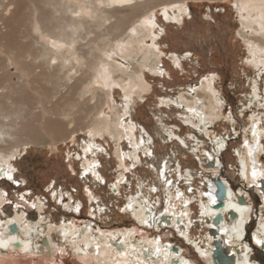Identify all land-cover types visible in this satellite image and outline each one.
Here are the masks:
<instances>
[{
    "label": "bare ground",
    "instance_id": "6f19581e",
    "mask_svg": "<svg viewBox=\"0 0 264 264\" xmlns=\"http://www.w3.org/2000/svg\"><path fill=\"white\" fill-rule=\"evenodd\" d=\"M185 2L186 0H45L43 10L48 14H39L35 9L28 21L27 34L25 32L19 36L22 46L30 49L24 55L19 53L13 56L7 54V51L13 52L12 47L8 46L6 52L0 51L2 75H6L10 67L18 69L21 74L17 83L4 79L3 84H0V182L10 181L11 184H7L14 188L25 183L24 180L20 182L15 178L16 171L11 162L24 146L45 145L49 142L47 135L50 141L58 142L71 139L79 130H88L89 143L81 145V170L83 176L90 174L97 182L104 181L97 170V156L102 152V145L97 144L98 138L106 136L113 142L119 170L126 169L125 160L131 163V168H135L141 162L140 154L143 157L148 156V153L153 154L144 139L137 138V126L130 116L128 104L133 96L142 98L149 93L150 86L146 82L144 70L155 76L162 74L159 65L163 52L159 49L157 39L164 29L157 26L154 10L162 7L166 23L180 24L184 14L189 11ZM12 3L13 0H0V17L3 11L10 10ZM234 8L241 26L238 33L247 48L246 63L254 70H259L256 74L259 77L260 71L264 70V0H235ZM1 27L2 24L0 46L3 42L8 44L11 37ZM157 27L158 30H155ZM116 57L124 60L125 65L115 63ZM170 59L181 67L176 55L171 54ZM36 69L39 71L35 72ZM36 82H42L48 88V93L37 106L26 108L18 104L17 100V103L14 101V97L17 99ZM214 82L215 76L206 77L189 94L180 92L173 101L163 99L159 107L164 104L167 107L172 102L173 106L183 111L181 118L187 125L208 136L207 125L215 123L224 103ZM257 84L254 81L249 103L256 102L264 111V96L260 95ZM115 89L121 91L124 105L114 101ZM105 106L110 108L108 116L103 112ZM8 107L12 109H5ZM253 116L250 118L253 144L247 143L245 154L236 151L237 165L241 183H256V189L261 192L260 181L264 180V169L258 168L255 161L258 156L256 153L263 151L261 139L264 129L261 123L264 122V115L256 120ZM33 122L40 128L36 130ZM168 137L172 138L171 135ZM124 141L128 143L126 152L122 148ZM212 143L217 153L224 147L225 140L215 137ZM191 149L194 150L192 152L201 151L197 147ZM216 165V161L211 164L214 178H217L219 172ZM165 167L166 164L162 170L164 176L160 175L164 183L167 181ZM180 168L178 167L177 173L179 179L185 180L186 185L190 186L191 173L185 171L183 175ZM254 169L255 178L252 175ZM9 175L11 180L8 179ZM97 175L101 180L96 178ZM117 180L116 185L111 186L114 194H119L121 181H125L122 174H119ZM208 180L210 192L205 195L206 200L199 193L198 200L200 216L204 220L210 219L205 227L206 234L201 240L192 239L191 236L189 197L178 189L177 184L171 185L170 182L164 185L167 195L162 217L167 220L155 218L157 209L149 200L147 204L144 203L146 197L142 196L143 201L140 197L130 198L122 212L131 220V228L101 230L93 228L90 223L86 222L82 226L76 221L59 226L43 215V204L37 206V220L28 221L24 213L14 206L10 217L5 219L0 216V244L5 245L0 247V264H182L185 261L193 264L191 261L194 260L189 261L183 257L179 248L164 244L160 239L157 244L156 238L150 239L148 234L141 233L161 230L166 225L176 229L182 242L191 245L207 264H256L250 259V248L253 245L255 251L260 249L264 257V244L256 243L257 239H264V218L258 219L257 234L253 235L252 244H247L245 240L249 233L246 227L252 206L245 201L247 199L244 192L239 189L236 193L224 181L227 190L220 206L215 195V185L212 180ZM3 193L0 190V210L1 207L6 208ZM140 193L142 194L141 190ZM86 194L90 204H99L91 192L87 191ZM260 196L259 200L264 208L262 192ZM213 199L215 203L212 202ZM130 202L132 210L127 208ZM70 204L66 203V207L69 208ZM97 209L101 211L100 207ZM262 213L264 214L263 211ZM219 215L221 218L216 224L214 220ZM11 226H15L16 231L12 232ZM207 228L214 230L210 234ZM56 231L60 234V243H55L52 237V233ZM218 242L223 250L221 255L215 252ZM225 245L229 246L231 255L234 253L232 256L224 251ZM68 247L72 258L66 262ZM219 257L227 258V262H219ZM231 258L230 263L228 261Z\"/></svg>",
    "mask_w": 264,
    "mask_h": 264
},
{
    "label": "rangeland",
    "instance_id": "374dc122",
    "mask_svg": "<svg viewBox=\"0 0 264 264\" xmlns=\"http://www.w3.org/2000/svg\"><path fill=\"white\" fill-rule=\"evenodd\" d=\"M44 1L13 0L9 7L10 10L2 12L0 17L3 18V21H0L2 31L9 33L12 38L10 37L8 44L3 42L0 51L12 47V53L6 51L7 54L13 56L19 53L24 55L30 49L22 46L19 36L25 32L27 34L28 21L35 9L39 14H48L43 10ZM234 2L235 0H186L185 3H187L189 11L184 14L180 24L166 23L162 15V7L154 10L157 26L164 29L162 35L157 39L159 49L163 52L159 65L162 74L155 76L144 70L146 82L150 86L149 93L142 98L133 96L128 104L130 116L137 126L136 136L139 139H144L153 154L145 157L140 154L141 162L135 168H131V163L125 160L128 170H119L113 142L106 136L103 139L98 138L97 144L102 145V152L97 156L99 160L97 170L104 181L97 182L90 174L83 176L81 170L83 161L81 145L89 143L88 130H79L73 134L71 139L66 138L58 142L50 141V137L47 135L49 142L45 145L24 146L19 149L20 152L16 159L11 162L17 172L15 178L20 182L24 180L25 183L14 188L7 182H0V190L5 193L4 198L6 199L3 202L6 208L1 207L0 216L5 219L10 217L13 214L14 206H17V210L24 213L26 220L36 221L37 206L43 204V215L59 226L76 221L82 226L86 222V224L90 223L93 228L101 230L131 228V220L127 214L122 212L127 200L140 197L143 201L142 199L146 197L145 200H149L152 206L157 209L155 218L162 217L167 195L164 185L169 184L168 181H170L171 185L177 184L178 189H181V192L189 197L192 220L191 236L192 239L200 238L201 240V237L206 234L205 227L210 219L204 220L200 216L198 211L199 193L206 200L205 195L210 192L208 189L210 186L208 179H210L214 185L215 181H221L223 184L225 181L236 193L239 189L244 192L247 199L245 201L252 206L249 224L246 227L249 235L245 240L247 244L251 245L253 235L257 234L258 219L263 220L264 218L262 213L264 208L260 202L261 192L256 189L257 184H242L239 180L238 158L235 157V153L238 151L240 154H245V141L253 144L250 131L251 116L254 115L256 120L264 115L261 106L259 107L253 101L254 104L249 103L254 81L258 83L260 95L264 96V70L260 69L262 73L260 71L258 77L256 74L259 70H254L246 63L247 48L238 33L241 26ZM158 27L155 30H158ZM171 54L180 59L181 67L173 63L170 59ZM114 62L125 65V61L118 57L114 58ZM38 71L39 69H36L35 72ZM7 72L9 74L6 75H2L0 72V84H3L5 80L11 83L19 81L21 74L18 69L10 67ZM211 76H215V88L224 103H222L220 115L215 123L207 125L208 136H205L203 132L196 131L193 126L187 125L181 118L183 111L173 106L172 102L167 107L164 106L165 104L163 107H159V103L163 99L173 101L180 92L189 94L200 85L201 81ZM47 93L48 88L44 83L39 82L22 92L17 99L14 97V101L17 100L18 104L24 105L26 108L35 107ZM122 98L121 91L115 89L114 101L124 105ZM12 108L5 109L9 111ZM103 112L106 116L110 115V108L105 106ZM34 123L36 130L40 128ZM261 124L264 129V122ZM169 135H171V139H169ZM215 137L225 140L224 149L218 154V160L215 158L216 152L212 143ZM181 140L185 144H182ZM123 143V152H126L128 143L126 141ZM261 143L263 151L256 153L258 156L255 162L258 168L264 169V136ZM192 147L193 149L197 147L202 152H192L194 151L191 149ZM208 154L212 155L214 159H209ZM88 157L92 158L90 155ZM215 161L220 162L217 178H214L211 171V164ZM165 164L167 166L165 167L167 181L164 183L160 172ZM178 167H181L183 175L185 171L191 173L192 183L190 186L186 185L185 180L179 179ZM119 174L123 175L125 181H121L119 194H114L111 191V186L116 185ZM153 187L157 188L155 193L152 191ZM215 190H217L216 185ZM87 191L97 198L99 204L95 202L90 204L86 196ZM23 196L24 199L21 198ZM216 196L218 197V195ZM222 201L224 202V199ZM68 202L71 203L69 208L66 207ZM80 203L82 206L77 211L76 205ZM98 207L101 208L100 212ZM226 217L229 219L228 215ZM162 218L167 220L166 217ZM208 229L210 234L214 230ZM141 233L148 234L150 239H160L164 244L168 243L172 247L179 248L183 257L185 256L189 261L194 260V262L191 261L193 264L205 263L191 245L186 244L185 241L182 242L183 239L174 228H169L166 225L161 230L155 229L151 232L147 231V233L141 231ZM52 235L55 243L61 242L58 231L53 232ZM198 242L200 244V241ZM200 245L203 246V244ZM250 249L252 250L249 254L250 259L256 264H264V257L260 249H257L258 252H256L253 245ZM66 250L68 253L65 255L66 262H69L72 256L69 247ZM224 251L231 255L228 245L224 246Z\"/></svg>",
    "mask_w": 264,
    "mask_h": 264
},
{
    "label": "water",
    "instance_id": "95a60500",
    "mask_svg": "<svg viewBox=\"0 0 264 264\" xmlns=\"http://www.w3.org/2000/svg\"><path fill=\"white\" fill-rule=\"evenodd\" d=\"M215 185H216V187H217V195H218V199H219V201H222L224 198H225V196H226V186L223 184V183H221V181H215ZM260 185H261V192L263 193V198H264V180H262V181H260ZM223 202V201H222ZM222 202H219L220 204H222ZM219 204V205H220ZM218 206V205H217ZM221 206V205H220ZM220 215L214 220V223H218L219 221H220ZM10 230L13 232V231H16V228H15V226H11L10 227ZM120 245H117V247H119ZM217 247H216V250H215V252H216V254H219L220 252H223V250H222V246H221V243H219L218 242V244L216 245ZM221 254H223V253H220V255ZM220 260V259H219ZM227 262V261H226ZM228 262H232V258H231V260H229Z\"/></svg>",
    "mask_w": 264,
    "mask_h": 264
},
{
    "label": "snow or ice",
    "instance_id": "6c2138e0",
    "mask_svg": "<svg viewBox=\"0 0 264 264\" xmlns=\"http://www.w3.org/2000/svg\"><path fill=\"white\" fill-rule=\"evenodd\" d=\"M177 66H179V65H177ZM189 111H192V109H189ZM253 135H255V131H253ZM141 142H143V141H141ZM180 142H181V143H184V141H182V140H181ZM149 143H151V141H149ZM245 145L247 146V141H245ZM148 154L150 155L151 153H148ZM250 154H251V153H250ZM127 170H128V169L126 168L125 171H127ZM93 174L95 175V173H93ZM160 175H161V176H164V172L161 171V172H160ZM252 175H253V178L256 177V171H255V169L253 170ZM96 178H97L98 180H101V177L98 176V175L96 176ZM8 179L11 180L12 177L9 175V176H8ZM101 182H103V181L101 180ZM168 183H170V181H168ZM152 191H156V188L153 187V188H152ZM178 195H179V193H178ZM21 198L23 199V197H21ZM212 202L215 203V200L213 199ZM144 203L147 204V200H145ZM127 208H128V210H132V203H131V202L128 203ZM76 210L79 211V205H78V204L76 205ZM122 210H123V209H122ZM144 223H147V221H144ZM148 226L150 227L151 225H148ZM13 239H14V237H13ZM156 243L159 244V239L156 240ZM256 243H257V244H264V239H257V240H256ZM4 246H5L4 244H0V247H4ZM157 252H159V248H157ZM202 254H203V253H202ZM182 264H187V262H186V261H185V262H182Z\"/></svg>",
    "mask_w": 264,
    "mask_h": 264
},
{
    "label": "flooded vegetation",
    "instance_id": "af4514ba",
    "mask_svg": "<svg viewBox=\"0 0 264 264\" xmlns=\"http://www.w3.org/2000/svg\"><path fill=\"white\" fill-rule=\"evenodd\" d=\"M215 165V164H214ZM16 174H17V172H16ZM213 236V235H212ZM215 237H216V235H214ZM223 249H224V247H223ZM227 255H228V253H227Z\"/></svg>",
    "mask_w": 264,
    "mask_h": 264
},
{
    "label": "trees",
    "instance_id": "16d2710c",
    "mask_svg": "<svg viewBox=\"0 0 264 264\" xmlns=\"http://www.w3.org/2000/svg\"><path fill=\"white\" fill-rule=\"evenodd\" d=\"M259 205H260V203H259Z\"/></svg>",
    "mask_w": 264,
    "mask_h": 264
}]
</instances>
